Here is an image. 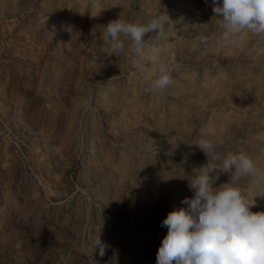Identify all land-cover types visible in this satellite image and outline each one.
<instances>
[{"label": "rangeland", "instance_id": "rangeland-1", "mask_svg": "<svg viewBox=\"0 0 264 264\" xmlns=\"http://www.w3.org/2000/svg\"><path fill=\"white\" fill-rule=\"evenodd\" d=\"M159 15L143 67L127 45L106 54L108 22ZM215 29L212 0H0V264H156L162 221L207 163L195 143L264 169V39ZM156 64L173 83L145 93ZM238 186L264 211L260 189Z\"/></svg>", "mask_w": 264, "mask_h": 264}, {"label": "clouds", "instance_id": "clouds-1", "mask_svg": "<svg viewBox=\"0 0 264 264\" xmlns=\"http://www.w3.org/2000/svg\"><path fill=\"white\" fill-rule=\"evenodd\" d=\"M216 18L215 31L226 42H234L241 33L264 39V0H212ZM167 32L164 15L146 23L132 22L120 17L111 20L102 33L108 44V56L127 51L132 64L143 67L149 40H161ZM152 34L148 39L145 37ZM209 36H198L191 45L198 51L206 45ZM159 75L145 93H163L172 83L167 65H155ZM196 146L207 157V163L196 170L189 182L192 197L181 203L186 207L170 211L162 221L168 229L156 254V264H264V211H251L254 199L245 198L238 186L248 178L253 188L264 196V169L249 154L239 151L221 155L218 143L202 138ZM221 174H229L230 181L214 187ZM99 231V229L97 230ZM99 246L103 256L105 245L99 235L91 248Z\"/></svg>", "mask_w": 264, "mask_h": 264}]
</instances>
